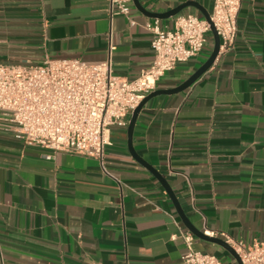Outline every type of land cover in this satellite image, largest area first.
<instances>
[{
    "label": "crops",
    "instance_id": "1",
    "mask_svg": "<svg viewBox=\"0 0 264 264\" xmlns=\"http://www.w3.org/2000/svg\"><path fill=\"white\" fill-rule=\"evenodd\" d=\"M139 1L153 13L189 4L160 18L133 1L129 16L111 18L109 0H0V63L101 62L113 46L114 74L132 80L155 56L146 22L173 29L177 16L205 18L214 3ZM238 27L234 46L190 87L146 102L133 146L167 178L197 228L255 244L264 243V0H243ZM214 43L211 33L200 54L167 72L156 90L186 81ZM133 112L127 125L111 126L106 171L95 156L17 139L0 119V264H182L180 234L191 231L129 149ZM194 247L226 257L197 236Z\"/></svg>",
    "mask_w": 264,
    "mask_h": 264
},
{
    "label": "built area",
    "instance_id": "2",
    "mask_svg": "<svg viewBox=\"0 0 264 264\" xmlns=\"http://www.w3.org/2000/svg\"><path fill=\"white\" fill-rule=\"evenodd\" d=\"M133 0H109L111 18L129 16ZM243 0H214L210 19L194 14L175 18L173 29L155 19L145 23L153 34L152 63L135 79L113 72L111 46L101 62L80 58H47L40 64L0 63V119L3 129L17 139L51 152L68 151L100 160L111 144L113 125L128 124V114L156 90L160 79L180 63L200 54L212 33L220 37V51L231 49L238 34ZM47 154V158L51 157ZM222 237L239 254L243 264H264V243L247 244L227 233L206 231ZM187 251L182 264H225L215 253L194 247L195 236L182 232Z\"/></svg>",
    "mask_w": 264,
    "mask_h": 264
},
{
    "label": "water",
    "instance_id": "3",
    "mask_svg": "<svg viewBox=\"0 0 264 264\" xmlns=\"http://www.w3.org/2000/svg\"><path fill=\"white\" fill-rule=\"evenodd\" d=\"M135 5L142 11L148 13L151 16H155V17H160V18H168L171 16H174L176 14H178L181 10H183L189 3H183L178 5L177 7L168 10L166 12L163 13H153V12H148L146 11L143 6L141 5L139 0H133ZM197 5V4H196ZM203 10V9H202ZM204 16L207 20H209L211 22L210 19V13L207 12L206 10H203ZM211 27H212V33L214 35V48L213 51L211 53V55L209 56V58L183 83H181L180 85L173 87V88H169V89H160V90H154L152 91L150 94H148L147 96H145V98L140 102V104L135 108L130 122H129V126H128V135H129V149L132 153V155L141 163L143 164L145 167H147L159 180L160 182L163 184V186L165 187L167 193L169 194L170 198L173 200L176 209L182 219V221L184 222V224L189 228V230L198 238L205 240V241H209L215 244H218L222 247H224L226 250H228L232 256L235 258L237 264H243L239 254L236 252V250L229 244L227 243L223 238L218 237V236H209L207 234H205L201 229L197 228L189 219V217L187 216V214L185 213L184 209L182 208L174 190L172 189V187L170 186L167 178L159 171L157 170L154 166L148 164L141 156H139L133 146V130H134V126L137 120V117L139 115L140 110L142 109V107L146 104V102L151 99L152 97L159 95V94H173V93H177V92H181L184 91L185 89H187L188 87H190L199 77H201L210 67L211 65L214 63L217 55L219 54L220 51V37L214 27V25L211 23Z\"/></svg>",
    "mask_w": 264,
    "mask_h": 264
},
{
    "label": "rangeland",
    "instance_id": "4",
    "mask_svg": "<svg viewBox=\"0 0 264 264\" xmlns=\"http://www.w3.org/2000/svg\"><path fill=\"white\" fill-rule=\"evenodd\" d=\"M220 248L223 250V252L226 254V257H220L221 260L225 263V264H237L235 258L232 256V254L226 250L225 248L221 247Z\"/></svg>",
    "mask_w": 264,
    "mask_h": 264
}]
</instances>
